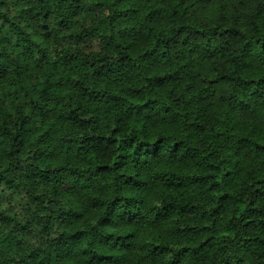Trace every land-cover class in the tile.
Here are the masks:
<instances>
[{"label": "clouds", "instance_id": "clouds-1", "mask_svg": "<svg viewBox=\"0 0 264 264\" xmlns=\"http://www.w3.org/2000/svg\"><path fill=\"white\" fill-rule=\"evenodd\" d=\"M0 264H264V0H0Z\"/></svg>", "mask_w": 264, "mask_h": 264}]
</instances>
